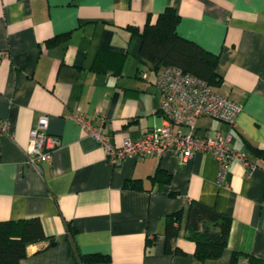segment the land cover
<instances>
[{
  "label": "crops",
  "instance_id": "obj_1",
  "mask_svg": "<svg viewBox=\"0 0 264 264\" xmlns=\"http://www.w3.org/2000/svg\"><path fill=\"white\" fill-rule=\"evenodd\" d=\"M166 7L179 14L180 35L216 55L221 83L213 89L242 104L230 148L255 166L247 174L232 161L226 186L217 182L210 152L196 151L187 161L171 153L127 155L113 164L73 118L99 122L112 145L162 123L157 73L129 27L154 21ZM40 114L60 144L37 171L24 149ZM0 119L8 122V133L0 134V220L39 216L55 236L42 251L36 252L43 243L29 245L19 264H73L66 222L80 252L109 254L111 264H230L234 253L238 264H246L245 255L264 261V155L249 148L264 151V0H0ZM224 128L205 115L196 120L199 136ZM158 167L168 181L152 179ZM131 179L138 186H125ZM192 201L231 218L216 258L198 259L186 236ZM172 213L178 250L167 252L164 228Z\"/></svg>",
  "mask_w": 264,
  "mask_h": 264
},
{
  "label": "built area",
  "instance_id": "obj_2",
  "mask_svg": "<svg viewBox=\"0 0 264 264\" xmlns=\"http://www.w3.org/2000/svg\"><path fill=\"white\" fill-rule=\"evenodd\" d=\"M160 98L158 112L162 123L153 125L137 138H126L120 145L108 143L101 133L99 122L75 113L73 118L103 146L107 159L118 164L127 155L142 159L146 155L162 156L171 153L182 161L190 159L196 151L210 152L217 162V182L229 184L232 161L241 163L248 174L255 166L248 161L243 151L230 148L232 131L236 127V116L242 104L232 97L216 92L200 77L175 66L162 67L155 81ZM208 116L221 121L226 128L213 134H196V120ZM47 114L38 115L29 131L24 149L25 160L37 171L42 163L51 159L59 146L57 137L47 132ZM8 122L0 119V134L8 133Z\"/></svg>",
  "mask_w": 264,
  "mask_h": 264
},
{
  "label": "trees",
  "instance_id": "obj_3",
  "mask_svg": "<svg viewBox=\"0 0 264 264\" xmlns=\"http://www.w3.org/2000/svg\"><path fill=\"white\" fill-rule=\"evenodd\" d=\"M178 21L177 11L173 7H166L157 14L154 21L148 17L141 28L129 27L131 36L139 38L141 56L156 73L164 66H175L200 77L212 87L219 86L221 77L215 68L216 55L197 42L180 35L176 30ZM66 34L56 35L46 42L47 44L59 42L66 38ZM249 148L258 156L264 155V151L256 146L250 145ZM169 176L165 169L158 167L151 177L156 182H166ZM138 182L137 179L127 180L125 186L136 187ZM177 221V213L170 214L166 221L164 235L167 252L178 250L173 249L174 239L178 233L175 225ZM230 227L231 218L228 215L198 201L190 203L186 219V236L195 242L194 254L198 259L218 257L227 244ZM66 230L73 264H111L109 254L80 252L74 240L75 229L69 222H66ZM152 242V238H147L146 251L149 250ZM39 243L43 244L36 252L55 243V236L45 232L39 216L0 220V264H19V261L28 255L27 247ZM236 255L233 254L230 264H238ZM245 258L246 264L264 263L261 259L249 255H245Z\"/></svg>",
  "mask_w": 264,
  "mask_h": 264
}]
</instances>
